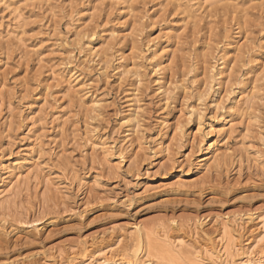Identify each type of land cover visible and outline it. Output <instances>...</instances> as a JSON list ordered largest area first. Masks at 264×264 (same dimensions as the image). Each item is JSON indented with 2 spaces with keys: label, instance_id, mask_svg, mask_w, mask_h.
Listing matches in <instances>:
<instances>
[{
  "label": "rangeland",
  "instance_id": "374dc122",
  "mask_svg": "<svg viewBox=\"0 0 264 264\" xmlns=\"http://www.w3.org/2000/svg\"><path fill=\"white\" fill-rule=\"evenodd\" d=\"M214 1L0 0V190L24 175L0 196V264H74L91 244L194 264L146 253L147 233L199 247L226 222L255 242L264 0Z\"/></svg>",
  "mask_w": 264,
  "mask_h": 264
},
{
  "label": "bare ground",
  "instance_id": "6f19581e",
  "mask_svg": "<svg viewBox=\"0 0 264 264\" xmlns=\"http://www.w3.org/2000/svg\"><path fill=\"white\" fill-rule=\"evenodd\" d=\"M208 1L211 4L215 2L214 0H208ZM222 151L224 152L223 147L221 145L217 144L213 146L207 152L204 158L205 161H204V164L202 165L203 169L207 171L211 170L210 169L212 168L211 165L213 164L215 160L218 159V157L221 156L220 154L223 153ZM216 162H219V160ZM20 170L21 169H19L18 171L12 170L10 172L9 174L10 180L7 183L8 185L6 186L4 190H0V196H2L6 192L8 193V191L10 190L12 191L13 190L12 188L15 187V184L17 182H21V180L24 179L23 172H21ZM259 223H260V226L258 227L259 228V232L257 234L258 236L256 235V237H254L255 242L253 243L252 239L251 241L249 240L248 242L249 245L245 248L236 242L237 237H235L234 235L235 231L232 229L230 224L226 222L224 224V231H225L224 238L218 241L217 240L214 241L212 237H209L206 241L204 240L205 241L204 244H199V247L195 246L196 244H194V246L191 245L190 243L188 244L183 238L178 240L179 242L177 241L176 243L170 238L168 234L161 233L162 234L161 235L157 230H156L157 232L151 231V234L147 233V236H146L148 238V242H147L148 244L146 245L145 252L150 253V251H152L156 255L160 256L161 258H167V259L170 258L171 260L181 259L183 255L185 254L194 264H235V261H237L236 258L237 257L240 258V256H242L241 259L244 260L243 261L244 263L248 261L251 262L252 259L254 260L256 255L262 256V254L264 253V219H262V221H260ZM139 230L140 229L138 227L137 231ZM152 233H153V236H152ZM136 239H137L136 244H138L137 245L138 247L136 248L139 250L141 246V242H142L141 236L138 235ZM91 246L92 247L89 249L90 251L89 253L85 254L84 253L85 251L83 252L84 253L83 255H86L85 258L81 259L80 261L74 264H108V263L115 264L117 263L115 259H113V258H116L113 255L114 254L113 250H111L113 254L109 251L111 255L109 253V255L106 254L102 258L101 257L99 258L96 253H98L101 247H96V245L94 246V244L93 245L91 244ZM87 249L88 248H86V250ZM102 251H105L104 253H106L105 249ZM135 258H136L135 260L128 259L127 260L128 264H137L138 263V261H136L137 257ZM61 264H73V263L69 261L68 263H61Z\"/></svg>",
  "mask_w": 264,
  "mask_h": 264
}]
</instances>
